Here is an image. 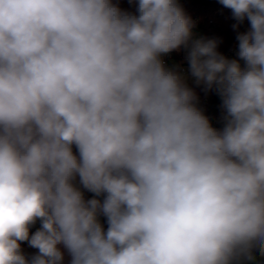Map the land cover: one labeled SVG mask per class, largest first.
Wrapping results in <instances>:
<instances>
[{"label": "clouds", "instance_id": "1", "mask_svg": "<svg viewBox=\"0 0 264 264\" xmlns=\"http://www.w3.org/2000/svg\"><path fill=\"white\" fill-rule=\"evenodd\" d=\"M219 3L234 29L250 23L243 69L193 39L178 0H138V14L0 0V264H64L60 246L69 264L264 257V0ZM181 46L196 85L222 98V132L160 59Z\"/></svg>", "mask_w": 264, "mask_h": 264}, {"label": "trees", "instance_id": "2", "mask_svg": "<svg viewBox=\"0 0 264 264\" xmlns=\"http://www.w3.org/2000/svg\"><path fill=\"white\" fill-rule=\"evenodd\" d=\"M114 4H117L122 11L138 14L136 12V7L138 0H133V3H129V0H112ZM178 3L183 8L185 15L191 19L194 24L192 30H197L199 28L203 29L204 39H216L219 41L217 50L226 56L228 51L232 48L234 42L237 40L236 37L239 33H244L250 30V23L245 19L239 24L237 28H233V25L238 22L232 17V12L230 9L223 7L219 0H178ZM187 87L191 89L197 99L209 97V105L203 108V113L209 117L211 126L218 132H222L225 127L226 122L217 121L216 116L219 110L222 109V98L216 91L215 87L213 89L205 91L204 85L197 86L196 83H186ZM73 153L79 156L78 150L75 145H73ZM85 200L94 197V194L85 190ZM97 199L103 200L104 196L96 197ZM105 231L107 230L106 218H104L103 223H101ZM40 228V222L37 221L35 225L30 228V235ZM64 251V264H69L70 257L66 250ZM20 249L23 254L29 252L37 253L38 250L29 246L27 241L20 242ZM258 264H264V257H260Z\"/></svg>", "mask_w": 264, "mask_h": 264}, {"label": "built area", "instance_id": "3", "mask_svg": "<svg viewBox=\"0 0 264 264\" xmlns=\"http://www.w3.org/2000/svg\"><path fill=\"white\" fill-rule=\"evenodd\" d=\"M193 32V39H204V32L202 28H199L197 30H192ZM196 34H199L197 36ZM205 40V39H204ZM187 50L181 46L180 49L174 50L167 54H162L160 59L162 60L165 68L171 69L174 71H177L179 74L183 76H189L190 78H194L190 74V65L187 60ZM226 58L232 60L235 59L239 62L241 68L243 69L245 67V62L239 58L238 56V41L236 40L232 46V48L228 51V53L225 56ZM195 105L203 110V108L210 103L209 97L204 98H198L196 101H194ZM226 111L223 109L219 110L218 115L216 116L217 121H225Z\"/></svg>", "mask_w": 264, "mask_h": 264}, {"label": "rangeland", "instance_id": "4", "mask_svg": "<svg viewBox=\"0 0 264 264\" xmlns=\"http://www.w3.org/2000/svg\"><path fill=\"white\" fill-rule=\"evenodd\" d=\"M196 35L199 36V34H196ZM182 77L184 78L185 84L186 83H195V78H190L189 76H183V75H182ZM77 157H79V156H77ZM74 185L83 193L84 198H85V193L84 192H85L86 189H84L83 186L79 183V177L78 176L76 177V180L74 181ZM99 221H100V223H103L104 217L100 216L99 217ZM31 254L32 253L29 252V254L27 256H29Z\"/></svg>", "mask_w": 264, "mask_h": 264}, {"label": "crops", "instance_id": "5", "mask_svg": "<svg viewBox=\"0 0 264 264\" xmlns=\"http://www.w3.org/2000/svg\"><path fill=\"white\" fill-rule=\"evenodd\" d=\"M32 253V252H31ZM29 253L24 254L26 257L30 258L32 255H35L36 253L33 252L31 255L27 256ZM260 256L256 254V260L254 262H245V264H258Z\"/></svg>", "mask_w": 264, "mask_h": 264}]
</instances>
